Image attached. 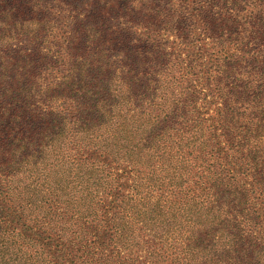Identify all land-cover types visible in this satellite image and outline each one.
I'll use <instances>...</instances> for the list:
<instances>
[{
	"label": "trees",
	"instance_id": "1",
	"mask_svg": "<svg viewBox=\"0 0 264 264\" xmlns=\"http://www.w3.org/2000/svg\"><path fill=\"white\" fill-rule=\"evenodd\" d=\"M0 264H264V0H0Z\"/></svg>",
	"mask_w": 264,
	"mask_h": 264
}]
</instances>
